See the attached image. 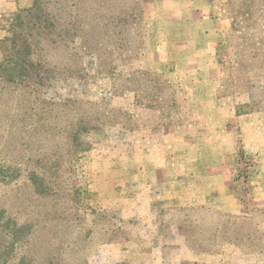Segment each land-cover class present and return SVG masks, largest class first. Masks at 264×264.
I'll return each mask as SVG.
<instances>
[{"label": "rangeland", "instance_id": "1", "mask_svg": "<svg viewBox=\"0 0 264 264\" xmlns=\"http://www.w3.org/2000/svg\"><path fill=\"white\" fill-rule=\"evenodd\" d=\"M35 1L0 10V62L5 40L21 28L18 15L25 21L58 7L57 0H38L35 9ZM151 1L141 0L135 14L142 35L135 40V59L125 61V46L105 50L107 36L95 28L86 46L77 37L73 50L47 52L48 62L19 84L0 82V249L17 248L9 264L22 257L24 237L13 240V231L35 225L41 234L35 246L50 235L58 245L72 233L75 250L88 264H101L99 251L117 244H161L164 264H190L181 260L179 243L213 248L219 238L234 246L228 263L264 264V42L249 30V0H216L224 3L231 29L215 58L223 73L212 101L193 98H209L208 90L183 93L179 75L145 69L141 21ZM126 36L119 37L121 43ZM67 57L69 73L59 67ZM111 59L113 71L104 66ZM136 72L148 75L128 84ZM54 108L58 121L70 126L68 138L57 144L38 142L39 136L31 140ZM60 162L71 169L79 192L72 181L59 188L52 178ZM33 172L40 175L38 183ZM76 214L84 219L75 220ZM89 228L93 236L83 239ZM151 253L139 260L149 261Z\"/></svg>", "mask_w": 264, "mask_h": 264}, {"label": "trees", "instance_id": "2", "mask_svg": "<svg viewBox=\"0 0 264 264\" xmlns=\"http://www.w3.org/2000/svg\"><path fill=\"white\" fill-rule=\"evenodd\" d=\"M70 1H74L71 7L68 6ZM140 2L141 0H57L55 4L58 7L55 10H51L49 7H46L47 11L40 9L42 12L35 18L24 21L23 16L18 15L17 23L21 28L11 40H5V43L8 42L9 45L5 48L4 60L0 62V82H3L6 86L19 84L17 80L22 82L23 79L25 80L30 74H33L35 67L42 66L48 62L47 52L52 54L55 51L68 52L73 50L72 45L75 44L77 37L86 46L88 37L95 28H99L104 32L102 34L107 36L103 41L105 50L112 48L116 44L118 48L125 46L127 50L125 61L128 62L129 58H132L131 60L135 59L136 55L132 56L133 52H135V40L137 42V39L142 37L135 15L137 11L141 10ZM39 4L40 2L36 0L34 3L35 9H39ZM28 13L30 15L32 11H28ZM28 21H30L31 25L28 24ZM249 30L252 34L262 37L261 42H264V0H249ZM107 31L117 36V38H112ZM121 35H128L125 42L122 41L121 43L119 40ZM7 50L13 51L14 54L8 55ZM100 58V56L96 58L99 64ZM111 61L112 59L108 60V63H104V66L113 71L112 63L109 64ZM62 62L64 65H59V67L65 72H71L69 58H65ZM56 63L58 64L59 62ZM140 75L148 74L136 72L126 82L132 84ZM135 88L131 87L130 90L136 91ZM66 105H63L65 109L62 110L67 113L69 109ZM71 112V110L70 113L68 112V116L72 114ZM51 114L48 122L44 125H40V122L37 123V126L33 129L31 140H36V137L39 136L41 139H37L38 142L57 144L61 139L68 138L70 126L61 124V120L58 121L61 118H59V113L56 112L55 108L51 111ZM40 118H42V115ZM73 126L74 123L72 122L71 128ZM53 146L57 147V145ZM56 154L57 152L55 151L52 153L53 156H56ZM60 159L61 157H57L55 161ZM62 164L63 162H60L56 169L52 168V172L55 174L52 175V178L59 188L64 182L72 181V186L79 192L81 188L77 184L74 185L71 169H63ZM32 176L34 182L38 183L40 179L38 172H33ZM59 188L57 187L55 191L60 192L62 189ZM80 203L78 200L77 212H79ZM83 219V216L76 214L75 220ZM37 228L38 225H35L30 231H26L27 227H19L13 231V240L24 237L20 248H18L22 255L19 264H88L82 252L79 249L75 250L74 245L76 242H73L74 236L72 233H69V236L64 238L58 245H53L52 238L55 239V236L50 235L46 243L38 247V245L35 246L34 244V240L41 235L37 233ZM44 228L46 229V227ZM3 230L5 231V229ZM218 230L215 226L214 236L217 235ZM51 232L52 229L49 227L48 233ZM93 233V229L89 228L83 235V239L93 236ZM107 242L113 241L110 239ZM188 247L193 252L195 250L200 252L212 250L211 247L200 248L194 247L192 244ZM16 249L14 244H9L4 250L0 249V264H9V260L15 254ZM38 259L41 260L38 262Z\"/></svg>", "mask_w": 264, "mask_h": 264}, {"label": "crops", "instance_id": "3", "mask_svg": "<svg viewBox=\"0 0 264 264\" xmlns=\"http://www.w3.org/2000/svg\"><path fill=\"white\" fill-rule=\"evenodd\" d=\"M31 1L0 0V10L16 11L27 7ZM146 6L141 21L147 36L143 55V59H147L145 69L156 74L179 75L178 88L183 93L198 88L208 90L211 91L209 98H193L195 101H212L213 91H217L223 73L220 61L215 58L218 47L231 29L230 20L224 14V3L216 0H155ZM150 246L108 245V250L99 251L97 260L101 264L125 260H131L132 264H164V245ZM233 247L219 238L207 252L195 253L185 243H179L176 249L181 260L190 264H232L227 262L230 261L227 254ZM147 252H152L153 258L139 260V256Z\"/></svg>", "mask_w": 264, "mask_h": 264}]
</instances>
